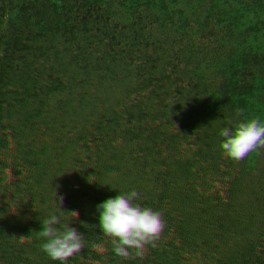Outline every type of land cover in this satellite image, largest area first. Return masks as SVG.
<instances>
[{
    "label": "crops",
    "instance_id": "obj_1",
    "mask_svg": "<svg viewBox=\"0 0 264 264\" xmlns=\"http://www.w3.org/2000/svg\"><path fill=\"white\" fill-rule=\"evenodd\" d=\"M253 1L249 25L264 46V0ZM241 8V0H123L116 12L123 13L122 24L109 39V47L119 43V51L103 52L64 47L65 41L82 44L84 31L59 5H19L9 43H57L55 63L36 68L29 83L0 84V91L29 99L45 115L38 123L57 126L53 142L63 168L50 181H31L27 201L9 199L18 202L15 214L23 215L17 222L27 230L23 235L33 238L32 248L42 251L46 245L47 260L38 264H168L176 229L175 215L161 198L172 179L168 164L161 169V156L175 150V125L185 113L170 103L188 104L202 78L199 54L205 59L214 54ZM229 53L218 99L233 96L240 85L253 92L244 81L251 70L258 72L256 82L264 77V59L249 55L252 60L241 64L235 58L241 53ZM208 101L190 133L187 178L203 188L201 174L224 165L223 172L247 171L248 184L239 188H246L248 202L228 211L226 199L217 195L214 225L191 210L190 224L197 229L187 237L186 264H264V132L241 138L232 168L222 154L214 160L220 168H210L207 145L215 136H201L216 117ZM94 247L102 254H94Z\"/></svg>",
    "mask_w": 264,
    "mask_h": 264
},
{
    "label": "flooded vegetation",
    "instance_id": "obj_2",
    "mask_svg": "<svg viewBox=\"0 0 264 264\" xmlns=\"http://www.w3.org/2000/svg\"><path fill=\"white\" fill-rule=\"evenodd\" d=\"M241 4V10L238 13L233 14V17L225 30V35L218 44L214 54L208 59H205L199 54L202 78L193 87L189 96L188 104H181L178 102L170 103L173 106L184 108L185 113L175 125V150L169 155L166 154L161 156V169L165 164H168L167 167H170L172 170V179L170 185L165 190L164 194H161V198L165 199L164 202H168L171 212L175 215V222L172 223V227H175L176 229L173 254L179 255L177 260H173L172 257H170L168 264H186L185 246L187 237L191 231L197 229V227L194 228L191 226L189 220L190 215L197 216L198 210L200 215L202 213L204 216H206L209 223L212 222V225L217 223V210L215 206L217 195L226 199L228 211H231L230 208L234 204L236 205V209H238L240 203L247 206L248 198L245 195L247 190L246 188H239V186L241 184H248L249 174L247 171L244 173L233 172V168L231 167L234 165L233 162H231V165H229L232 169L227 172L221 171L223 169L222 167L221 170L209 172L208 174H201L202 178L199 183L207 185V187L203 188H194L189 182L186 173L191 144V130H193L197 123L205 116L209 102L208 100L211 98L213 102V100L217 97V87H219L220 82L219 78L221 79L223 67L229 59V52L241 53V55L235 57L236 60L240 61L241 64L252 60V57L249 55H254L257 56V58L264 59V46L261 45L258 37L249 25V17L253 10L254 1L241 0ZM245 11H248L247 17L240 20L241 18L239 16ZM235 43L240 45V50H230L235 45ZM221 89L222 88H220V90ZM213 103L216 113V115L213 116L217 117V110L215 109L216 103ZM232 109L233 107L229 105V110L231 111ZM216 117L210 118L211 125L209 129L208 126H206V129H204L203 132L201 131V136H203V138L207 139L208 137L213 138L215 136L214 132ZM225 158L227 161H229L228 156H225ZM247 160L248 158L245 160V164H247ZM217 168L220 167H216V169ZM161 171L162 170H160L158 174L153 175V177H158L161 174ZM243 191L244 193L241 194ZM27 194L32 195L33 193H27V191H8L7 197L9 199L12 197L17 201H20L21 199L24 202L27 201ZM18 195L19 198H14V196ZM7 204L9 207V201ZM210 204L213 206V208L210 206ZM163 206L167 207V205ZM20 211L25 212V208H21V205ZM22 215L23 214H18L17 216L15 212L8 214V227L13 235V238H15L17 235L22 236V232L25 233L27 231L23 230L24 227H22L21 222H17V217L21 219ZM218 227L231 235L230 229H226L225 226L221 224ZM29 244L30 245L26 248H18L16 250V252L20 254V257L24 258L20 264H38V262L45 263L47 260L45 243L43 245L42 251H37V246L32 248L31 240L29 241ZM91 251H93L96 255L102 254L98 247H94ZM9 256L11 257L10 254ZM56 256L57 258L59 257L60 260L63 258V253L60 251V249L57 251Z\"/></svg>",
    "mask_w": 264,
    "mask_h": 264
},
{
    "label": "rangeland",
    "instance_id": "obj_3",
    "mask_svg": "<svg viewBox=\"0 0 264 264\" xmlns=\"http://www.w3.org/2000/svg\"><path fill=\"white\" fill-rule=\"evenodd\" d=\"M100 2H106L103 4L113 8H115L117 4L122 3L123 5V0H81V3L91 5L95 3L100 4ZM63 4L71 19L78 20L80 17H84L80 9L70 11L72 7H74L70 0H64ZM14 6V2L10 3L9 0H0V22L4 23V27L0 28L1 36H5L7 33L9 34V25L13 22L12 11ZM90 7L84 6L83 8L87 10ZM81 25L82 23L80 24L79 31H84V27ZM94 30L98 29L95 28L86 32L91 34ZM99 30L103 31L101 28H99ZM110 36H113V34ZM102 38L98 36V43L102 47L101 50H104L103 46L106 44V39ZM118 48L119 43L117 46L115 45L113 47L112 52L114 50L119 51ZM246 75L244 81L247 83L246 85L252 86L251 88L254 89L253 92L242 91L243 85H240L237 92H233V96L224 95V98L218 99L216 97L213 100V102L216 103L215 109L217 110V117L215 119V138L207 145L210 147L209 152L211 153L206 157V164L209 165L210 168L214 169L216 167L214 160L217 156L222 157L221 154L223 156H228L230 161L228 162L229 165L231 162L234 163V160L239 154L241 138L245 135L255 133L257 129H259V132H264L261 127L262 124H264V89L257 85L258 82H260L264 86V77H261V79L256 82L258 72L251 70ZM51 82H54V79H52ZM228 105L233 107L231 111ZM8 106L9 109H7ZM14 106L15 101L9 96V93L0 91V113L13 116L16 112L15 109H12ZM18 112L24 114L30 112V110L23 108V110H18ZM24 116L27 115L24 114ZM9 121L8 118L0 116V264H20L24 258L20 257V254L16 252V250L29 246V241H33V238L24 236L23 232L22 236L17 235L13 238L8 227L7 218L8 214H11V212L14 213L15 209L18 208L16 207L18 206V202L14 204L12 200H9L7 193L8 191L25 192L26 189H29L27 187L31 184V181H47L46 174L42 176L40 172H36V174H28V172H25L26 164L24 165L23 161L28 159V157L30 158L31 153L35 155L36 159L35 163H33V167L37 168L35 171H39L40 168H45V166L48 170L54 169V161L52 160H55V156L51 154L53 153L52 151L43 150L40 141L31 139L27 141L24 139V134H29L33 131L39 132L40 127L38 125H15L11 124ZM221 135L223 136L220 138L219 136ZM18 161L21 162L20 165H18ZM224 168L226 169L227 166H223V169ZM53 178H55V176L51 179ZM14 198L17 199L19 196H14ZM11 199L13 198L11 197ZM8 201L11 209L8 207ZM210 206L213 208L211 204ZM178 257L179 255L177 254L172 255L173 260H177Z\"/></svg>",
    "mask_w": 264,
    "mask_h": 264
},
{
    "label": "water",
    "instance_id": "obj_4",
    "mask_svg": "<svg viewBox=\"0 0 264 264\" xmlns=\"http://www.w3.org/2000/svg\"><path fill=\"white\" fill-rule=\"evenodd\" d=\"M72 2V9H68L70 11L78 10L80 9V12L84 14V17H80L78 20L87 22V26L84 27V38L82 39V44L80 43L78 46H76L74 43H68L65 41L64 47L66 48H78L80 51H88L92 48L96 47L97 49L101 50L102 47L98 43V36L102 39H106V44L103 46L102 50L103 52H112L113 47L110 48L109 39L113 36H110L115 31V26L119 27L121 26V22L123 20V14L116 13L117 7L123 6L121 4L115 5L116 7H110L107 5H104L103 2L100 4H86L81 3V0H70ZM9 2H14L15 6L13 9L12 18L14 16L15 11L18 9L19 5H34V4H40L42 6H51V5H59L64 12H62V15L69 21H78L77 19H71L69 15L67 14V10L64 6V0H9ZM84 6H91L89 9L85 10ZM111 16V18H109ZM82 18V19H81ZM121 18V19H120ZM14 21V20H13ZM105 22L110 23V25H105ZM13 23V22H12ZM97 28L98 30H94L91 34H89V30H93ZM99 28H101L103 31H100ZM83 31V30H82ZM89 34V35H87ZM7 35H9L7 33ZM7 35L0 37V84H20L24 85V83H29L32 79V75L34 74V70L36 68L44 67V65L55 63V53H56V44L51 45L48 42L45 44L47 47H39L34 42H23V40H14L15 42L9 43L8 39L6 38ZM87 35V36H86ZM116 46L118 44H115ZM113 45V46H115ZM66 50V49H65ZM115 52V50L113 51ZM47 67V66H46ZM16 94H12L11 98H13V101H15V106L12 109H15V115H4L0 113V116H3L5 118H8L11 124L15 125H25V126H32V125H38L39 132H30L29 134L25 135V140H36L41 142V148L43 150H49L52 151L51 153L53 156H55L54 161V169L48 170L45 166V168H40L39 171H35L37 168L33 167V163H35V155L33 153L30 154V158L24 160L25 172H28V174H36V172H40L42 176L45 174L47 175V181H50V179L56 175L57 170H61L64 166V163L62 162V157L57 156L55 146H54V137L55 133L57 131V126L55 124H40L39 118L45 117V115L42 113L40 114V110L35 109L32 107V102L29 99H25L24 97H15ZM22 104V105H20ZM30 110V112L24 113L27 116H24V114H20L18 110ZM9 109V106L7 107ZM14 119H12V118ZM63 126H61L62 128ZM67 127V126H64ZM63 129V128H62ZM43 142V143H42ZM50 154V153H49ZM21 162L18 161V165H20ZM28 166V167H27ZM42 167V166H41Z\"/></svg>",
    "mask_w": 264,
    "mask_h": 264
},
{
    "label": "trees",
    "instance_id": "obj_5",
    "mask_svg": "<svg viewBox=\"0 0 264 264\" xmlns=\"http://www.w3.org/2000/svg\"><path fill=\"white\" fill-rule=\"evenodd\" d=\"M247 15H248V11L247 12L245 11V12L241 13V15L239 16L241 19L240 18L239 19L242 20L245 17H247Z\"/></svg>",
    "mask_w": 264,
    "mask_h": 264
}]
</instances>
